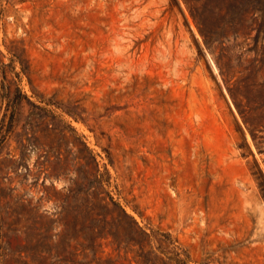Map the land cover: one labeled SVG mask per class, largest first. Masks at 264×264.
Listing matches in <instances>:
<instances>
[{
    "label": "rangeland",
    "instance_id": "obj_1",
    "mask_svg": "<svg viewBox=\"0 0 264 264\" xmlns=\"http://www.w3.org/2000/svg\"><path fill=\"white\" fill-rule=\"evenodd\" d=\"M0 264H264V0H0Z\"/></svg>",
    "mask_w": 264,
    "mask_h": 264
}]
</instances>
